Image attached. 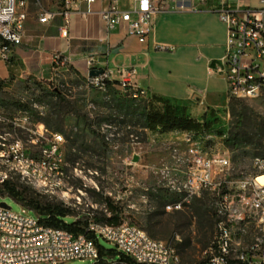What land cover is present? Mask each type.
Returning a JSON list of instances; mask_svg holds the SVG:
<instances>
[{"label": "rangeland", "instance_id": "374dc122", "mask_svg": "<svg viewBox=\"0 0 264 264\" xmlns=\"http://www.w3.org/2000/svg\"><path fill=\"white\" fill-rule=\"evenodd\" d=\"M59 2L29 0V18H37L42 8L56 9ZM11 76L0 78V149L3 143L20 140L28 154L38 157L55 136H61L62 141L57 155L49 158L56 169L28 176L13 173L7 181L10 185L28 199L67 208L65 220L69 223L73 222L69 216H80L83 224L88 213L96 218L110 217L106 204L110 199L118 207L120 221L137 224L151 237L175 248L184 264L208 258L218 235L215 194L204 190L186 200L172 190L171 180L180 178L177 170L186 162L188 133L167 135L147 130L142 112L151 98H134L128 87L116 80L105 90L89 87L86 61L74 58L57 64L52 61L41 73ZM236 103L241 115L228 107L218 122L195 137L209 150L228 149L233 180L248 176L254 158L264 155V93ZM231 131L239 133V141L229 148L225 141ZM56 178L61 181L60 188L53 185ZM2 190L0 186V203L27 211ZM179 203L181 206L175 207ZM246 228L243 246L249 250L261 232L254 221ZM99 242L112 246L103 238Z\"/></svg>", "mask_w": 264, "mask_h": 264}, {"label": "built area", "instance_id": "2783aa9c", "mask_svg": "<svg viewBox=\"0 0 264 264\" xmlns=\"http://www.w3.org/2000/svg\"><path fill=\"white\" fill-rule=\"evenodd\" d=\"M97 0H60L56 9H40L38 20L49 22L61 17L60 34L69 37L71 16H86L93 13ZM108 8L101 17L109 29L126 23L130 34L141 42L153 32L157 16L169 9L175 0H133L131 9L120 7V0H109ZM206 2L208 0H199ZM85 4V8H83ZM226 26V48L216 71L224 76L229 98L253 99L264 93V0L258 8L242 9L239 6L222 4L216 10ZM29 0H0V60L9 61L24 38L25 23L29 17ZM67 59L56 52L54 63ZM86 58V84L105 90L113 81L111 74ZM101 69L99 75H90V70ZM135 70L123 71L118 80L127 86L134 98H148L147 91L136 85ZM187 158L178 176L171 181L173 191L188 200L204 190L215 194L214 209L218 217V235L209 247L207 264H230L241 260L249 264H264V155L254 158L253 170L236 180L231 178L232 161L228 149H207L196 139L194 132H187ZM61 136H55L52 144L41 150L40 155L28 154L20 140L3 143L0 149V186L4 187L13 173L28 176L46 169H56L49 158L59 151ZM34 143H37L34 140ZM54 165V166H52ZM48 178V177H46ZM60 188L61 181L53 183ZM181 203L175 207H180ZM15 211L0 203V264H69L75 260L82 264H184L175 248L166 242L151 237L141 226L127 220L110 224L96 220L88 213L83 228L103 238L116 250L115 255H101L98 245L85 233H74L63 227H52L44 218L27 208ZM73 222L80 216H69ZM254 221L260 236L245 250L243 236L246 225ZM67 222V221H66ZM259 254H262L258 257Z\"/></svg>", "mask_w": 264, "mask_h": 264}, {"label": "crops", "instance_id": "0c3cea01", "mask_svg": "<svg viewBox=\"0 0 264 264\" xmlns=\"http://www.w3.org/2000/svg\"><path fill=\"white\" fill-rule=\"evenodd\" d=\"M128 2L131 5L124 8ZM222 4L254 9L261 6V0H175L157 16L144 42L130 34L126 23L114 29L106 26L101 11L109 7V0H97L94 12L85 17L73 14L67 38L60 34L61 17L45 23L28 17L22 44L9 61L0 60V78L41 73L52 65L56 52L69 60L93 58L116 81L123 71L135 70L134 82L147 91L149 99L161 97L198 120L206 115L208 120L219 121L230 101L226 80L216 71L227 37L216 12ZM133 6V0H120L123 9ZM173 133L185 134H162Z\"/></svg>", "mask_w": 264, "mask_h": 264}, {"label": "trees", "instance_id": "16d2710c", "mask_svg": "<svg viewBox=\"0 0 264 264\" xmlns=\"http://www.w3.org/2000/svg\"><path fill=\"white\" fill-rule=\"evenodd\" d=\"M109 84V82H108ZM239 101L237 98H232L229 101V107L234 114L238 112L237 103ZM143 120L144 127L149 131H158L160 133H168L171 131H182V132H194L199 133L206 128L211 127L214 123L218 121L217 118L213 120H208L206 115L203 116L202 120H198L187 114L185 108H181L171 104L170 102L164 100L161 97H153L147 101V105L143 107ZM239 141V133L231 131L230 136L226 139L225 143L227 147L232 148ZM3 192L13 197L16 201L20 202L23 206L29 208L30 210L36 212L42 216L49 226L52 227H63L74 233H85L90 239H92L99 247L101 255H115L117 252L114 248H108L99 242L98 237L94 233L87 232L81 221L76 222H66L65 218L68 216L67 208L60 206H50L47 204H42L37 200L28 199L24 194L18 191L14 186L6 182L3 187ZM108 211L111 213L110 217L105 219L96 218L98 221H105L110 224L120 223L119 210L112 201L109 199L106 201ZM209 258L203 260L197 264H207ZM230 264H249L248 262L241 260H232Z\"/></svg>", "mask_w": 264, "mask_h": 264}, {"label": "water", "instance_id": "95a60500", "mask_svg": "<svg viewBox=\"0 0 264 264\" xmlns=\"http://www.w3.org/2000/svg\"><path fill=\"white\" fill-rule=\"evenodd\" d=\"M102 72H103V70H101V69H92V70H90V75H99ZM134 160L135 161H138L139 160V157L138 156H135L134 157ZM1 204L4 205V206H7V204L5 202H1Z\"/></svg>", "mask_w": 264, "mask_h": 264}]
</instances>
